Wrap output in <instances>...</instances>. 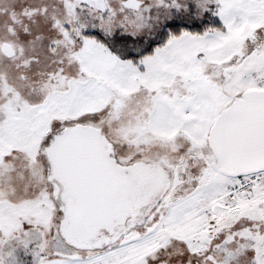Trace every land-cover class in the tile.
Masks as SVG:
<instances>
[{
  "label": "snow or ice",
  "instance_id": "snow-or-ice-1",
  "mask_svg": "<svg viewBox=\"0 0 264 264\" xmlns=\"http://www.w3.org/2000/svg\"><path fill=\"white\" fill-rule=\"evenodd\" d=\"M0 264H264V0H0Z\"/></svg>",
  "mask_w": 264,
  "mask_h": 264
}]
</instances>
